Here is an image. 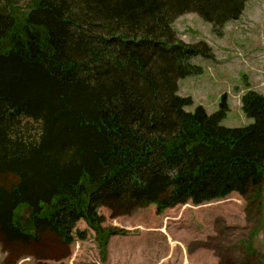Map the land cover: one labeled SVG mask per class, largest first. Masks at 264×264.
<instances>
[{"label": "trees", "instance_id": "obj_1", "mask_svg": "<svg viewBox=\"0 0 264 264\" xmlns=\"http://www.w3.org/2000/svg\"><path fill=\"white\" fill-rule=\"evenodd\" d=\"M247 2L33 0L24 9L0 0L4 253L30 248L37 232L71 246L85 239L77 229L84 221L106 260L110 238L124 232L104 228L101 208L115 219L233 193L261 198L264 95L243 96L253 120L243 128L222 125L226 96L216 113L187 111L194 103L179 95V81L202 74L194 58H215L205 42L187 44L173 28L197 14L221 37Z\"/></svg>", "mask_w": 264, "mask_h": 264}, {"label": "rangeland", "instance_id": "obj_2", "mask_svg": "<svg viewBox=\"0 0 264 264\" xmlns=\"http://www.w3.org/2000/svg\"><path fill=\"white\" fill-rule=\"evenodd\" d=\"M11 1L26 4L24 9L33 4V0ZM173 28L187 44L205 42L215 58H194L192 64L202 74L179 81V95L194 103L187 111L202 107L208 114L216 113L226 96L229 112L222 125H250L253 120L244 114L242 98L250 91L264 95V0H248L242 17L229 22L221 37L197 14L181 16ZM30 129L37 136L40 126L31 121ZM253 200L233 193L199 206L189 203L168 209L161 215L150 205L115 219L107 208H101L104 228L124 232L110 238L106 260L96 233L80 221L77 229L85 239L76 237L67 246L53 235L37 232L38 242L11 255L0 244V264H264V184L261 198Z\"/></svg>", "mask_w": 264, "mask_h": 264}]
</instances>
